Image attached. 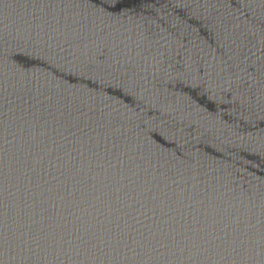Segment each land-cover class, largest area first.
<instances>
[{
	"label": "water",
	"instance_id": "water-1",
	"mask_svg": "<svg viewBox=\"0 0 264 264\" xmlns=\"http://www.w3.org/2000/svg\"><path fill=\"white\" fill-rule=\"evenodd\" d=\"M0 264H264V0H0Z\"/></svg>",
	"mask_w": 264,
	"mask_h": 264
}]
</instances>
